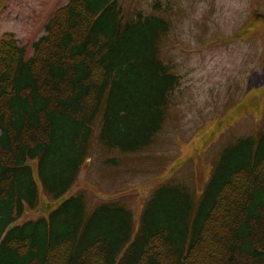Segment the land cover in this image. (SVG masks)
Instances as JSON below:
<instances>
[{
    "label": "trees",
    "instance_id": "16d2710c",
    "mask_svg": "<svg viewBox=\"0 0 264 264\" xmlns=\"http://www.w3.org/2000/svg\"><path fill=\"white\" fill-rule=\"evenodd\" d=\"M169 30L158 15L126 19L118 0H70L31 55L1 37L0 264H264V129L225 150L199 198L165 183L139 216L84 193L59 201L96 131L123 152L153 144L181 83L161 57Z\"/></svg>",
    "mask_w": 264,
    "mask_h": 264
},
{
    "label": "rangeland",
    "instance_id": "374dc122",
    "mask_svg": "<svg viewBox=\"0 0 264 264\" xmlns=\"http://www.w3.org/2000/svg\"><path fill=\"white\" fill-rule=\"evenodd\" d=\"M70 0H0V39L13 33L29 55L58 8ZM126 19L164 17L170 30L161 57L181 78L151 146L110 148L98 131L68 194L90 208L117 201L139 216L154 190L183 184L199 198L225 150L264 129V0H118ZM34 173L45 194L37 164ZM55 204H59L60 202ZM28 212L24 220L45 213Z\"/></svg>",
    "mask_w": 264,
    "mask_h": 264
}]
</instances>
